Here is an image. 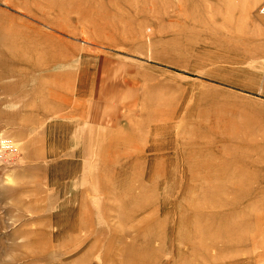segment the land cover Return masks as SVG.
<instances>
[{"label":"rangeland","instance_id":"obj_1","mask_svg":"<svg viewBox=\"0 0 264 264\" xmlns=\"http://www.w3.org/2000/svg\"><path fill=\"white\" fill-rule=\"evenodd\" d=\"M261 4L0 0V264H264Z\"/></svg>","mask_w":264,"mask_h":264},{"label":"built area","instance_id":"obj_2","mask_svg":"<svg viewBox=\"0 0 264 264\" xmlns=\"http://www.w3.org/2000/svg\"><path fill=\"white\" fill-rule=\"evenodd\" d=\"M258 10L262 13L264 12V4H261L260 7L258 8Z\"/></svg>","mask_w":264,"mask_h":264},{"label":"bare ground","instance_id":"obj_3","mask_svg":"<svg viewBox=\"0 0 264 264\" xmlns=\"http://www.w3.org/2000/svg\"><path fill=\"white\" fill-rule=\"evenodd\" d=\"M12 44V43H11Z\"/></svg>","mask_w":264,"mask_h":264}]
</instances>
